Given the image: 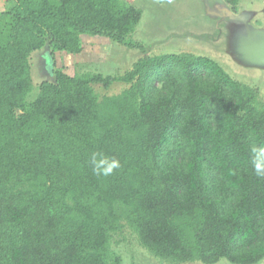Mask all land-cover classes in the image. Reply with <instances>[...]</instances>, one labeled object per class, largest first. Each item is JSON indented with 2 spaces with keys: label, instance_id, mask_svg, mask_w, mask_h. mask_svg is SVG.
I'll return each instance as SVG.
<instances>
[{
  "label": "trees",
  "instance_id": "16d2710c",
  "mask_svg": "<svg viewBox=\"0 0 264 264\" xmlns=\"http://www.w3.org/2000/svg\"><path fill=\"white\" fill-rule=\"evenodd\" d=\"M7 1L0 264H122L125 233L165 264H259L264 179L250 163L251 149L264 148L259 89L204 54H149L133 40L142 12L123 0ZM224 1L234 10L241 0ZM83 36L142 56L115 76L57 66L82 52ZM39 52L50 78L34 84ZM115 83L126 87L95 90ZM92 152L121 167L97 177Z\"/></svg>",
  "mask_w": 264,
  "mask_h": 264
},
{
  "label": "rangeland",
  "instance_id": "374dc122",
  "mask_svg": "<svg viewBox=\"0 0 264 264\" xmlns=\"http://www.w3.org/2000/svg\"><path fill=\"white\" fill-rule=\"evenodd\" d=\"M142 12V18L133 40L148 47L149 54L191 52L209 56L228 68V71L239 81L259 89L264 97V76L235 68L224 56L223 47L219 40L214 38L212 44H200L211 27L210 19L205 17L206 10L218 9L226 5L224 0H123ZM7 0H0V10H3ZM232 10V8L228 5ZM264 9V0H241L233 12L261 14ZM209 23V25L207 24ZM208 25V26H207ZM255 27L264 25L256 19L252 22ZM210 29V28H209ZM210 29V30H211ZM214 34V33H212ZM216 36V35H215ZM205 37V36H204ZM206 38V37H205ZM208 39V37H207ZM82 52L74 57L57 56V66L78 65L80 72H94L104 76L122 75L128 71L132 64L142 56L138 50L127 49L101 37H82ZM43 52L34 54L31 59L33 83L50 78L49 62ZM37 56V57H36ZM44 58V59H43ZM57 62V63H56ZM51 65V63H49ZM126 87L125 84L115 83L108 90L96 85L99 95L117 94ZM36 89V88H35ZM115 251L122 256V264H165L149 255L140 245L135 236L125 233L120 237ZM199 264V263H194ZM216 264H228L220 261Z\"/></svg>",
  "mask_w": 264,
  "mask_h": 264
},
{
  "label": "water",
  "instance_id": "95a60500",
  "mask_svg": "<svg viewBox=\"0 0 264 264\" xmlns=\"http://www.w3.org/2000/svg\"><path fill=\"white\" fill-rule=\"evenodd\" d=\"M227 6L206 10L205 17L210 19L212 25V29L209 27L211 30L208 28V31L214 34L206 33V38L198 36L202 39L200 44L210 45L220 37L224 56L232 66L264 76V25H252L256 19L264 23V9L259 15L253 11L242 14L231 11ZM259 264H264V259Z\"/></svg>",
  "mask_w": 264,
  "mask_h": 264
},
{
  "label": "clouds",
  "instance_id": "9594fccd",
  "mask_svg": "<svg viewBox=\"0 0 264 264\" xmlns=\"http://www.w3.org/2000/svg\"><path fill=\"white\" fill-rule=\"evenodd\" d=\"M91 170L97 177L110 176L121 167L120 161L102 152H92L88 160ZM250 163L254 175L264 179V148H252Z\"/></svg>",
  "mask_w": 264,
  "mask_h": 264
},
{
  "label": "flooded vegetation",
  "instance_id": "af4514ba",
  "mask_svg": "<svg viewBox=\"0 0 264 264\" xmlns=\"http://www.w3.org/2000/svg\"><path fill=\"white\" fill-rule=\"evenodd\" d=\"M233 10V9H232ZM234 11V10H233Z\"/></svg>",
  "mask_w": 264,
  "mask_h": 264
}]
</instances>
